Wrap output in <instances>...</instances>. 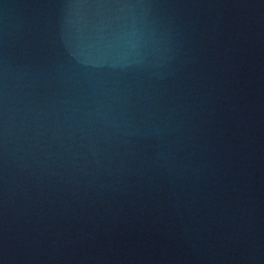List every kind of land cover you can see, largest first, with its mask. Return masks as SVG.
<instances>
[{"label": "water", "instance_id": "95a60500", "mask_svg": "<svg viewBox=\"0 0 264 264\" xmlns=\"http://www.w3.org/2000/svg\"><path fill=\"white\" fill-rule=\"evenodd\" d=\"M0 264H264V0H0Z\"/></svg>", "mask_w": 264, "mask_h": 264}]
</instances>
